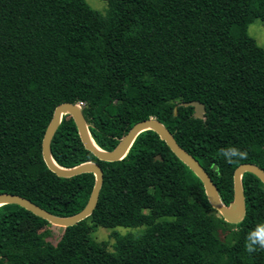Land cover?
Returning <instances> with one entry per match:
<instances>
[{"label":"trees","instance_id":"16d2710c","mask_svg":"<svg viewBox=\"0 0 264 264\" xmlns=\"http://www.w3.org/2000/svg\"><path fill=\"white\" fill-rule=\"evenodd\" d=\"M105 2L101 13L86 0H0V193L59 217L83 209L93 174L57 176L41 154L54 108L68 102L81 103L103 150L136 122L159 120L228 205L239 164L264 170V49L247 33L253 19L264 22V0ZM192 100L203 103V118L181 104ZM228 147L247 159L227 163L220 149ZM50 154L64 168L99 164L96 206L52 243L42 231L48 221L0 205V264H264V251L245 250L247 234L264 223V184L254 174L241 175L245 214L230 224L206 196L195 199L202 182L152 130L122 159L100 161L66 113ZM98 226L143 229L112 231L108 250L91 238Z\"/></svg>","mask_w":264,"mask_h":264},{"label":"water","instance_id":"95a60500","mask_svg":"<svg viewBox=\"0 0 264 264\" xmlns=\"http://www.w3.org/2000/svg\"><path fill=\"white\" fill-rule=\"evenodd\" d=\"M183 106L193 107V114L197 118H203L205 108L203 103L192 100L181 102ZM69 114L76 126L79 138L88 151H90L98 160L112 162L123 158L134 141L135 137L142 131L152 130L158 137L165 142L170 151L181 159L200 179L203 184V190L210 206L215 209L223 220L230 224L238 223L245 214L244 195L241 185V175L244 172L254 174L264 184V170L252 163H241L233 171V198L228 205H224L217 194L214 183L199 164V162L186 150H184L173 138L172 134L164 127V125L155 118H148L136 122L127 133L119 140L117 145L112 150H103L99 148L91 139L88 132L87 124L83 117L80 104H71L63 102L54 108L51 119L44 131L41 141V154L47 168L60 177H71L81 173L90 172L94 176V184L91 189L88 200L83 209L70 216L59 217L55 216L40 206L31 202L27 198L12 193H0V205L16 204L26 210L32 212L38 217L48 221L51 225L67 227L83 220L89 216L96 206L98 194L102 185L103 173L99 164L96 162H83L74 167L64 168L56 164L50 154V144L52 137L60 123L63 114ZM176 113V109H174ZM154 159L161 160L159 155L154 156Z\"/></svg>","mask_w":264,"mask_h":264},{"label":"rangeland","instance_id":"374dc122","mask_svg":"<svg viewBox=\"0 0 264 264\" xmlns=\"http://www.w3.org/2000/svg\"><path fill=\"white\" fill-rule=\"evenodd\" d=\"M86 2L95 10L105 13L106 9V2L105 0H86ZM247 33L249 36L255 39L258 45H260L264 49V22L261 21L258 18L253 19L251 23L247 26ZM203 197H205L204 192H198L195 196V199L201 200ZM143 227H114V228H104V227H94L91 232V238L97 242H106L108 250H111V245L113 242V239L111 237L112 231H117L121 234L124 233H131L138 235L141 233ZM42 231L49 232V235L46 236V239L52 243H56L57 240L60 238L62 234V227L60 226H46ZM218 236L223 239L224 233L219 231Z\"/></svg>","mask_w":264,"mask_h":264},{"label":"clouds","instance_id":"9594fccd","mask_svg":"<svg viewBox=\"0 0 264 264\" xmlns=\"http://www.w3.org/2000/svg\"><path fill=\"white\" fill-rule=\"evenodd\" d=\"M220 155L227 163L231 164L238 160L247 159L248 154L236 147H228L220 149ZM215 171L219 173V168H216ZM245 250L249 254H254L257 250L264 251V223L258 224L247 234Z\"/></svg>","mask_w":264,"mask_h":264},{"label":"built area","instance_id":"2783aa9c","mask_svg":"<svg viewBox=\"0 0 264 264\" xmlns=\"http://www.w3.org/2000/svg\"><path fill=\"white\" fill-rule=\"evenodd\" d=\"M78 104H80V105H81V103H78Z\"/></svg>","mask_w":264,"mask_h":264}]
</instances>
